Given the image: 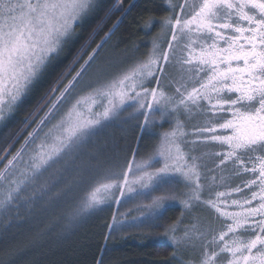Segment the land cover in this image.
<instances>
[{"label":"snow or ice","instance_id":"6c2138e0","mask_svg":"<svg viewBox=\"0 0 264 264\" xmlns=\"http://www.w3.org/2000/svg\"><path fill=\"white\" fill-rule=\"evenodd\" d=\"M162 3L172 14L150 19L144 27L167 28L166 48L153 38L145 61L113 81L103 79L105 68L93 69L95 54L90 55L50 99L45 97L49 103L39 127L0 165V211L18 212L22 201L58 206L78 184L87 183L90 195L68 210L75 222L85 213L103 210L109 197L124 198L125 189L136 196L150 195L169 183L170 172L178 171L190 182L195 165L185 161L193 160L191 156L160 151L134 165L141 155L138 149L121 159L101 157L88 146L98 134L100 117L107 118L117 101L135 100L141 109L158 113L155 119L169 123L198 112L209 121L196 128L198 139L219 146L216 166L230 162V176L240 179L235 186L224 184L225 191L209 186L203 200L195 194L201 191L197 184L189 199L211 212L175 244L199 249L189 264H264V0H202L191 11L186 10V0ZM92 6L93 0H0V120L22 100ZM183 38L187 43L182 51L188 55L180 61L177 79L168 71L174 58L170 53L175 50L172 42ZM149 77L156 87L145 86ZM161 79L169 82L167 90ZM101 97L110 107L96 114L92 108ZM142 115L147 124L148 115ZM170 135L175 133H164V139ZM131 185H139V190ZM164 199L157 196L147 207L158 215ZM168 231L175 235L177 230L170 226Z\"/></svg>","mask_w":264,"mask_h":264},{"label":"trees","instance_id":"16d2710c","mask_svg":"<svg viewBox=\"0 0 264 264\" xmlns=\"http://www.w3.org/2000/svg\"><path fill=\"white\" fill-rule=\"evenodd\" d=\"M97 4L75 26L62 50L52 57L22 100L1 120L0 165L28 139L47 108L49 100L45 97L50 99L88 56L112 48L138 50L158 31L157 26L146 29L144 24L170 15L162 0H100ZM142 132L128 145L119 144L118 149L145 153L157 136L148 129ZM143 142L147 143L145 152ZM26 206L0 217V264H99L101 260L103 264H177L175 248L157 239L154 229L110 237L111 211L97 212L69 229L61 228L63 219L58 216V230L54 231L48 227L50 219L29 214ZM162 214L159 222L167 225L180 215L176 208Z\"/></svg>","mask_w":264,"mask_h":264},{"label":"rangeland","instance_id":"374dc122","mask_svg":"<svg viewBox=\"0 0 264 264\" xmlns=\"http://www.w3.org/2000/svg\"><path fill=\"white\" fill-rule=\"evenodd\" d=\"M99 1L100 0H93L91 10L82 18V20L94 10ZM13 2H17V0H13ZM19 2L23 3V0H19ZM175 2L181 3L183 0H175ZM200 3H202V0H186V10L191 11ZM171 14L172 13H170V15ZM82 20L80 22H82ZM157 28L158 31L153 35V37L147 40V42H144L138 50L126 52L112 48L110 50H106V52L105 50H101L93 53L95 54L93 69L98 67L105 68L106 73L103 79L106 81L119 79L125 73L131 72L134 67H138L145 61L146 54H151L153 38H157L158 43L162 47L166 48L167 43L170 41L168 29L164 28L161 30L159 25H157ZM193 39H195V37H193ZM172 43L175 45V50L173 53H170V55L174 58L171 66L168 67V71L179 79L182 72L180 61L188 55L187 51H182L187 43V40L186 38H183L180 39L179 42ZM143 83L146 87H156V84L151 77L144 80ZM168 83L169 82L167 80L161 79V84L165 85L166 90ZM137 90L139 91V89ZM79 91L80 90L78 89L77 92ZM136 100H139V97H136ZM149 102L153 103V107L155 108V103L150 100ZM116 103L117 107L110 112L107 118L100 117L101 125L97 130L98 134L92 136L90 139L88 146L89 150L93 153H99L101 157L118 156L123 159V157L127 156L128 150H119V144L124 143L128 145L131 138L135 134L141 136L143 133L142 131L145 129H148L150 133H154L155 131V135L157 136L155 142L148 150L144 147H146L149 141L147 143L143 142V152L147 151L145 153H140V157L136 161H133V164L142 163L145 160L150 159L152 156H155L160 151H165L173 156L179 152L180 156L185 158L191 156L194 158L191 161L187 159L185 161L189 164L194 163L195 165L192 169L193 175L191 181L186 182L184 176H182L178 171L170 172L168 174L169 183L161 189L152 192L150 195L136 196L135 192L129 193L127 189H125L124 198H120L118 195L115 197H109L105 204L101 206L103 210H92L85 213L81 219L75 222L71 221L68 210L82 197L90 195V192L87 190V183L78 184L74 188L71 195L62 199L58 206H49L39 201L36 204H26L22 201L21 207L23 205H27L26 207L29 209V214H36L38 217L42 218V220L46 218L48 220L50 219V226L48 227L54 231L58 230V216L63 219L61 228L69 229L70 227L77 225L82 219H87L97 212L102 213L104 211H111L113 214V221L109 227L110 237L125 236L129 233L136 232L138 234H143L148 229H154V231L156 230L154 236L157 235V239L167 242L175 248L176 255L174 258L177 260V264H189V261L194 260V258L199 254V249L177 246L175 244V239L182 235L185 230L192 229L193 227L199 228L201 226V222L206 221L211 212V210L205 205L199 204L194 199H189V197L195 191L197 184L201 186V191L195 192V194L199 195L203 200L206 199L209 194V186H211L214 191H225V187L223 186L224 184L235 186V184L239 182L240 178L230 176L233 168L230 162L226 167L222 166L218 168L216 166L218 163L216 153L220 151L219 146L214 144H204L198 139L199 134L196 132V128L199 126H206L209 123L205 115L198 112H193L190 115L185 113L178 116V121L171 120L169 123L155 119L158 113H150L147 109H141L135 100L126 99L123 104H119L118 101ZM141 103H143V101H141ZM108 107H110L108 99L101 97L97 99L92 110L94 113L99 114ZM46 111L47 108L44 113ZM44 113L41 117H43ZM142 113L148 115L149 117L147 124L144 122V115H142ZM8 114L9 112H6L5 117H7ZM215 118L216 117H213V119ZM177 122H179V127H177ZM37 127H39V121L32 130ZM44 131H47V128H45ZM166 132L175 133V136L170 135L168 139L165 140L164 133ZM30 139L31 138L28 137L27 140ZM41 139H43L42 133ZM39 143L40 140H37L36 144ZM139 145L137 146L138 148ZM31 148H35V144L31 145ZM117 149L119 151H117ZM8 158H10V156L6 159ZM148 170L151 171V169ZM196 173H199V178H197ZM221 176L225 177L223 181L220 179ZM189 184L191 186H189ZM131 187L139 190V185H131ZM239 195L240 194L237 193L232 194L233 198H239ZM157 196L165 197L163 201L164 207L160 209L158 215L155 214V210L153 208L147 207V205L152 204V200ZM185 200L189 201L188 207H185ZM169 208H176L178 210L180 214L178 219L174 220V222L169 225L165 222L160 223V218L163 216L162 213L169 210ZM24 210H26V208ZM11 211L12 210L7 213L0 211V217L2 214H6V216L9 215L8 213ZM212 215L214 218L215 214L212 213ZM120 224L125 225V227H119ZM170 226L177 230L175 235L168 231Z\"/></svg>","mask_w":264,"mask_h":264}]
</instances>
